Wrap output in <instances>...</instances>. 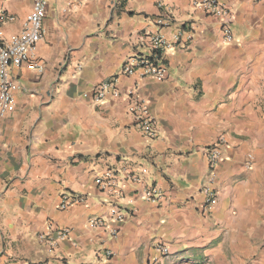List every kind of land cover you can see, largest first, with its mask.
<instances>
[{"label":"crops","instance_id":"obj_1","mask_svg":"<svg viewBox=\"0 0 264 264\" xmlns=\"http://www.w3.org/2000/svg\"><path fill=\"white\" fill-rule=\"evenodd\" d=\"M219 1L234 13L230 43L196 0L48 1L32 55L44 68L14 70L23 89L0 114V264H264V0ZM31 7L0 0V37L20 32ZM166 16L168 45L183 31L166 50V79L118 74ZM109 81L121 94L96 100V86ZM129 90L146 101L154 139L136 126ZM218 140L227 145L212 182L217 198L204 214L203 149ZM139 167L162 190L160 202L119 179L118 204L132 214L114 225L115 238L91 227L90 217L110 216V195L95 177ZM64 190L84 200L60 209ZM48 222L68 230L51 251L38 238Z\"/></svg>","mask_w":264,"mask_h":264},{"label":"built area","instance_id":"obj_2","mask_svg":"<svg viewBox=\"0 0 264 264\" xmlns=\"http://www.w3.org/2000/svg\"><path fill=\"white\" fill-rule=\"evenodd\" d=\"M49 0H31V11L23 21L20 32L10 34L7 38L0 37V114L12 111L15 107V92L23 89L14 70L20 69L26 64H31L34 68L42 70L44 68L41 62H36L32 57L36 44L44 35V18L46 16ZM194 5L204 10L207 14L217 17L222 41L230 43L234 41L231 23L234 13L231 8L222 4L219 0H196ZM11 19V17L9 18ZM173 18L166 16L165 19L157 20V30L140 37V44L146 48L141 52L129 55L118 71V74L131 75L138 73L141 77H150L155 81H163L167 77V69L165 64V54L168 47H175L180 44V38L183 33L178 28L172 38L171 45L166 43L163 37L162 28L172 23ZM110 92L113 96L120 95V91L114 87L113 82H104L96 86L94 89L95 99L102 100L106 94ZM133 91L125 92L129 96L131 103L129 109L136 126L149 139H154L157 134V126L147 103L144 99L133 95ZM226 142L218 140L216 143L205 146L203 153L207 160L208 175L201 186L202 202L199 207L201 213L208 214L210 208L214 205L217 198L216 188L212 185L215 177V168L218 162L223 158L226 150ZM253 159L250 154L246 156L244 165L250 167ZM147 169L139 167L134 169H122L121 178H117V174L112 169H106L103 173L95 177V184L110 195L109 206L110 216L100 217L92 216L89 218L88 224L91 227H98L106 230L110 238H115L118 229L115 224H122L133 212V209L126 208L122 204H118V200L125 197L121 186L118 182L128 181L134 186L133 194L141 196L143 199L160 202L163 192L154 184H150L146 180ZM84 196L80 193L64 190L60 193L58 207L65 209L72 204L82 202ZM68 237V230L58 228L51 222L47 224L46 230L38 235L48 250L51 251L57 245V240ZM155 248L163 256L170 254L169 247L165 244L158 243ZM98 254V253H97ZM103 257L109 258L111 252L105 249Z\"/></svg>","mask_w":264,"mask_h":264},{"label":"rangeland","instance_id":"obj_3","mask_svg":"<svg viewBox=\"0 0 264 264\" xmlns=\"http://www.w3.org/2000/svg\"><path fill=\"white\" fill-rule=\"evenodd\" d=\"M186 264H207V262L204 260H201L198 263H186Z\"/></svg>","mask_w":264,"mask_h":264}]
</instances>
